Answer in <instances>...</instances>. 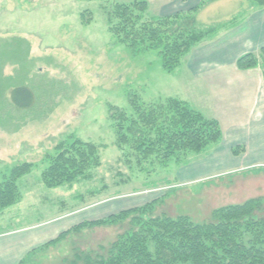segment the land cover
I'll list each match as a JSON object with an SVG mask.
<instances>
[{
  "label": "rangeland",
  "instance_id": "obj_1",
  "mask_svg": "<svg viewBox=\"0 0 264 264\" xmlns=\"http://www.w3.org/2000/svg\"><path fill=\"white\" fill-rule=\"evenodd\" d=\"M137 1L0 0V183L14 168L33 165L18 181L20 201L0 213V235L63 226L17 264L80 223L150 203H156L157 217L187 216L203 225L221 208L264 199V165L243 167L235 158L245 147L236 156L240 146L222 148L219 142L201 154L162 162L141 159L133 144H119L113 107L135 116L132 100L151 106L179 99L202 113L195 101L199 87L189 84L183 65L168 71L159 51L135 52L111 32L116 7ZM146 1L142 23L162 17L167 0ZM231 12L220 7L200 13L199 27L219 26L213 23ZM23 86L34 95L29 109L11 101V90ZM78 140L97 147V161L77 181L47 188L42 175L48 156H57L61 143ZM257 215L264 218V207ZM129 228L126 222L72 233L28 264H85L86 254L106 258Z\"/></svg>",
  "mask_w": 264,
  "mask_h": 264
},
{
  "label": "trees",
  "instance_id": "obj_2",
  "mask_svg": "<svg viewBox=\"0 0 264 264\" xmlns=\"http://www.w3.org/2000/svg\"><path fill=\"white\" fill-rule=\"evenodd\" d=\"M250 1L264 6V0ZM206 5L204 0L188 12L156 18L150 23H142L148 9L146 0L120 5L111 16V32L135 52L159 51L163 67L173 71L206 36L216 32L215 26L199 27L197 14ZM237 67L241 71L254 68L264 71V47L258 55L240 57ZM10 94L13 105L19 109H29L34 103L33 92L27 87L14 88ZM131 103L135 116L113 107L112 117L119 144H133L141 159L156 157L167 162L181 153L201 154L211 144L222 141L219 122L185 101L170 99L166 104L151 106L139 105L134 100ZM239 149L244 150L235 148L236 156L241 153ZM57 152V156H48L49 167L42 175L50 189L77 181L97 161V147L80 140L72 145L61 143ZM32 169L31 164L18 166L0 183V213L20 201L18 181ZM263 207L261 198L227 206L215 211L212 223L202 225L187 216L157 217L156 203H150L105 219L80 223L30 252L20 264H28L38 251L58 244L72 233L126 222L130 228L119 235L106 258L93 259L86 254L81 260L85 264H264V218L257 215ZM76 261H80L79 256Z\"/></svg>",
  "mask_w": 264,
  "mask_h": 264
},
{
  "label": "crops",
  "instance_id": "obj_3",
  "mask_svg": "<svg viewBox=\"0 0 264 264\" xmlns=\"http://www.w3.org/2000/svg\"><path fill=\"white\" fill-rule=\"evenodd\" d=\"M203 1L167 0L161 9L162 17L188 12ZM205 1L207 5L197 15L220 7H230L233 12L213 23L219 25L215 26L216 32L187 55L181 68L185 67L190 76L189 84L199 87L195 101L202 114L219 122L222 148L245 147L243 154L235 157L241 166H263L264 71H241L237 61L246 54L258 55L264 47V6L250 0ZM148 4L150 8L149 1ZM57 224L0 235V264H17L27 250L56 236L63 227Z\"/></svg>",
  "mask_w": 264,
  "mask_h": 264
}]
</instances>
